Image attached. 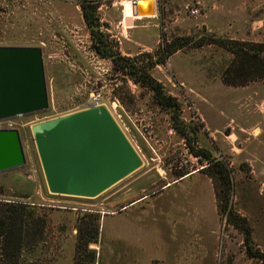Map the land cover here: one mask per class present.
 <instances>
[{
    "label": "rangeland",
    "instance_id": "374dc122",
    "mask_svg": "<svg viewBox=\"0 0 264 264\" xmlns=\"http://www.w3.org/2000/svg\"><path fill=\"white\" fill-rule=\"evenodd\" d=\"M82 1L0 0V47L42 49L49 97L47 111L18 121L26 165L0 175V198L46 213L54 264H73L86 214L97 217V264H261L220 215L202 154L230 168V205L264 253V77L238 71L229 50L264 46V0H153L155 15L141 19L132 0H89L113 51L130 59L125 72L93 50ZM147 78L180 105L178 122L135 82ZM91 104L108 108L143 164L96 198L52 195L31 128Z\"/></svg>",
    "mask_w": 264,
    "mask_h": 264
},
{
    "label": "water",
    "instance_id": "95a60500",
    "mask_svg": "<svg viewBox=\"0 0 264 264\" xmlns=\"http://www.w3.org/2000/svg\"><path fill=\"white\" fill-rule=\"evenodd\" d=\"M132 5L134 16L152 17L156 13L153 0H132ZM48 109L42 49L0 47V120ZM31 130L52 195L96 198L143 164L104 105H90L35 124ZM25 165L19 130L0 128V175Z\"/></svg>",
    "mask_w": 264,
    "mask_h": 264
},
{
    "label": "trees",
    "instance_id": "16d2710c",
    "mask_svg": "<svg viewBox=\"0 0 264 264\" xmlns=\"http://www.w3.org/2000/svg\"><path fill=\"white\" fill-rule=\"evenodd\" d=\"M89 5V0L81 2L84 21L92 37L93 50L101 57L110 58L115 70L125 72L126 67H123L121 61L128 63L130 59L123 58L113 51L109 35L100 28V22L96 16L97 6ZM182 46L178 45L175 50ZM263 49L264 46L258 45L253 50L247 51L243 44L233 43L232 48L229 47V50L235 55L233 66L237 65L238 71L250 72V80L264 77ZM175 50L169 54H173ZM130 74V72L125 73L129 76ZM239 79L240 85H245L249 80L243 76H240ZM135 82L154 90L156 102L161 106L173 109L175 113L173 120L179 121L180 105L175 99L163 95L160 85L155 84L151 78H147V81L143 79V81ZM181 135L185 136L182 132ZM195 155L201 156V153ZM202 155L207 162L203 171L217 184L216 199L220 215L226 217L228 224L242 231L250 257L264 264V253L252 249V228L244 218L234 212L230 205L232 190L230 168L226 163L213 158L208 152ZM49 228L48 217L39 207L24 202L5 201L0 198V264H54L55 259L47 256V250L51 246L48 235L52 233ZM98 236L97 217L91 214L84 215L81 223L77 226L73 264H97V252L90 248V244H96Z\"/></svg>",
    "mask_w": 264,
    "mask_h": 264
},
{
    "label": "built area",
    "instance_id": "2783aa9c",
    "mask_svg": "<svg viewBox=\"0 0 264 264\" xmlns=\"http://www.w3.org/2000/svg\"><path fill=\"white\" fill-rule=\"evenodd\" d=\"M94 101H96V99H94ZM91 105H98V104H91ZM23 117L24 116H18L15 118L0 120V128L1 129H17L19 130L21 134V129L23 128V126L20 123H18V121Z\"/></svg>",
    "mask_w": 264,
    "mask_h": 264
},
{
    "label": "bare ground",
    "instance_id": "6f19581e",
    "mask_svg": "<svg viewBox=\"0 0 264 264\" xmlns=\"http://www.w3.org/2000/svg\"><path fill=\"white\" fill-rule=\"evenodd\" d=\"M125 3H126V7H127V9H128V12H129V14H132V16H133V5H132V2H126L125 1ZM123 5H125V4H123ZM126 12V11H125ZM127 13V12H126ZM125 14V13H124ZM129 17V16H128ZM142 17H139V16H135V19H141ZM132 19V18H131ZM133 19H134V16H133Z\"/></svg>",
    "mask_w": 264,
    "mask_h": 264
}]
</instances>
